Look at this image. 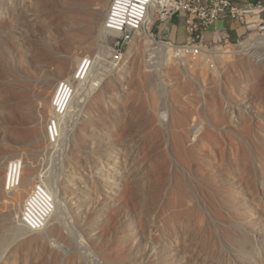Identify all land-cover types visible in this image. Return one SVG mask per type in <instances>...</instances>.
<instances>
[{
  "label": "rangeland",
  "instance_id": "374dc122",
  "mask_svg": "<svg viewBox=\"0 0 264 264\" xmlns=\"http://www.w3.org/2000/svg\"><path fill=\"white\" fill-rule=\"evenodd\" d=\"M113 1L0 0V264H264V30L170 61L105 30ZM42 190L59 234L22 223Z\"/></svg>",
  "mask_w": 264,
  "mask_h": 264
},
{
  "label": "built area",
  "instance_id": "2783aa9c",
  "mask_svg": "<svg viewBox=\"0 0 264 264\" xmlns=\"http://www.w3.org/2000/svg\"><path fill=\"white\" fill-rule=\"evenodd\" d=\"M151 5L158 7L156 24L167 22L175 15L187 16L188 42L184 45L190 47H206L205 31L220 20L236 21L247 33L264 30V0H114L105 30L117 35L120 41L128 39L142 27ZM216 34L222 37L215 43L230 39L222 32Z\"/></svg>",
  "mask_w": 264,
  "mask_h": 264
},
{
  "label": "bare ground",
  "instance_id": "6f19581e",
  "mask_svg": "<svg viewBox=\"0 0 264 264\" xmlns=\"http://www.w3.org/2000/svg\"><path fill=\"white\" fill-rule=\"evenodd\" d=\"M157 10H158V7L156 6V5H151L150 6V8H149V10H148V15H147V17L144 19V21H143V24H142V27L140 28V29H142L143 28V26L145 27L144 28V31L143 32H141V34H140V38H141V40L144 42V44L146 45V47H147V49L148 50H146L147 52H148V56H152L153 54H161L162 56H164V57H166V58H168L170 61L171 60H173L174 59V55L175 56H179L180 55V59H177V60H186L187 58L185 57V55L187 54V55H198V54H200L201 52H203V51H205L206 52V50L208 51V49H207V47H204V46H195V47H190V46H186V45H174V44H172V43H165V42H160V41H157L155 38H154V36L152 35V34H150V27L152 26H154L155 24H156V18H157ZM109 15V14H108ZM151 27V28H152ZM139 29V30H140ZM138 30V31H139ZM137 31V32H138ZM136 32V33H137ZM135 37H136V35H135ZM135 37H134V39H135ZM131 43H132V41H131ZM261 43L262 44H264V35H262V36H260V37H258L256 40H254V42H253V44H252V47H254L255 45H261ZM173 46H172V45ZM131 45V44H130ZM174 46L176 47V48H174ZM183 50V51H182ZM228 51H226V50H219V51H217V52H215V53H217V54H221V53H227ZM146 54V53H145ZM201 56L203 57V59H205V61H209L210 60V57L209 56H207V55H205V53H201ZM209 63V62H208ZM211 64V63H210ZM55 115L59 118L60 116H59V114H57V113H55ZM55 116V117H56ZM56 117V118H57ZM209 139V138H208ZM116 158V157H115ZM118 161V160H117ZM116 161V162H117ZM187 162V161H186ZM114 165H116V163L114 164ZM113 166H111V168H112ZM119 167V166H118ZM117 169H116V167H115V169H114V171H116ZM117 173V172H116ZM119 177H118V179H116V180H118V183H116V184H118V185H121L122 183H121V181H122V178H123V176H122V174H123V172H122V170L121 171H119ZM102 174V173H101ZM135 177V176H134ZM131 179H132V177H130ZM135 178H137V176L135 177ZM89 179H90V177L87 179V181H86V184H88L89 183ZM104 179V178H103ZM101 180V179H100ZM135 180V179H134ZM134 180L132 179V184H131V187H134L135 186V183H134ZM182 180V179H181ZM88 182V183H87ZM116 182V181H115ZM84 183H85V181H84ZM121 183V184H120ZM79 184H81V183H79ZM85 185V184H84ZM75 186H77V188L78 187H80L78 184L77 185H75ZM86 187H87V185H85ZM84 186V187H85ZM107 186V185H106ZM83 187V188H84ZM85 187V188H86ZM112 188V187H111ZM118 188V187H117ZM113 189V188H112ZM116 189V188H115ZM78 190H80L81 191V189H78ZM38 191V190H37ZM40 192V191H39ZM38 192V193H39ZM35 193V192H34ZM41 193V192H40ZM42 193H43V196L41 197L40 196V194L38 195V194H33V195H31L30 197H29V199L27 200V202H26V205L24 206L25 207V211H24V214H22L23 215V220H22V223H24L25 225H26V227H28V228H30V229H32V230H35V229H38V228H40L41 226H43L44 224H46L45 222H47V221H49V220H47L49 217H50V215L52 214V209H53V204H52V199H51V197L48 195V194H46L43 190H42ZM117 193L118 192H115L114 190L112 191V193L111 194H113L114 196H117ZM112 197L113 198V200L115 201V197ZM77 205H79V203H76ZM20 205H21V203H20ZM21 208H16V211H15V213L14 214H16V215H20L21 213V209H22V205L20 206ZM77 208H78V214H79V219H82L83 220V229H82V231L84 232V234H85V237H86V240L90 243V244H96V243H99V242H101V244H100V246H99V248L101 249V251H103V250H105L106 249V246H108V245H110V243L112 242V234H109V237H108V229L109 228H104V229H101V231H100V233H98V231L100 230L99 228H98V226H95V224L94 223H90L91 221H89L88 222V220H86V212H85V209H84V207L83 206H77ZM55 213L53 214V217H52V215H51V220H50V222H49V226H48V224H46L48 227L47 228H50V231H49V236L50 235H53V234H59L60 233V225H61V223H60V225H59V221H61L59 218H61V217H58V215H60L59 214V209L60 208H57V207H55ZM58 220V221H57ZM53 221H55L54 222V224H53ZM52 224V225H51ZM51 226V227H50ZM44 227V226H43ZM44 228H46V226L44 227ZM81 229V228H80ZM39 230H41V229H39ZM38 230V231H39ZM35 231H37V230H35ZM32 232H34V231H32ZM32 232H31V234H32ZM20 233H22V231L20 232ZM25 233V232H24ZM35 233V232H34ZM41 232H39V234H40ZM25 235H26V233H25ZM33 236H34V234H32ZM41 235V234H40ZM99 235H102V237L100 238L99 237ZM32 236V237H33ZM48 236V237H49ZM30 237H31V235H30ZM31 237V238H32ZM41 237L42 236H39L37 233H36V236H35V241L38 243V244H40V245H42V246H44L43 244L45 243V240H43V239H41ZM27 239H28V237H26ZM30 238V239H31ZM26 240H24V242H25ZM34 241V242H35ZM23 242V241H22ZM31 243L33 242V241H30ZM82 242H83V240H82ZM81 242V243H82ZM28 244H29V242H28ZM33 244V243H32ZM35 245V244H34ZM74 245V247H75V251L76 252H80L79 250H81L80 248V243H74L73 244ZM25 246V244L23 243V245L22 246H20V247H24ZM27 246H30L29 248H31V245H27ZM41 246V247H42ZM19 247V246H18ZM40 247V246H39ZM25 248H28V247H25ZM29 248H28V250H29ZM35 248V247H34ZM44 248H45V246H44ZM50 250H51V248H50ZM61 250V249H60ZM74 251V250H73ZM40 253H42V250H41V252ZM45 253V252H44ZM73 253V252H72ZM43 254V253H42ZM108 254V253H107ZM122 255H125V252L124 251H122L121 252V254L118 252L115 256H112V255H110V254H108L107 256H106V261H107V263L108 264H115V262H117L118 260H117V258L119 257V259L121 258V256ZM75 257H77V256H75ZM125 257V256H124ZM87 264H100L99 263V260L97 259L96 260V258H94V259H92V260H90L89 262H87Z\"/></svg>",
  "mask_w": 264,
  "mask_h": 264
},
{
  "label": "crops",
  "instance_id": "0c3cea01",
  "mask_svg": "<svg viewBox=\"0 0 264 264\" xmlns=\"http://www.w3.org/2000/svg\"><path fill=\"white\" fill-rule=\"evenodd\" d=\"M186 19V15L179 14L164 22L160 30L163 38L170 41V43L172 42V44H186L188 42ZM216 31L228 35L232 40H238L247 34L246 28L240 23L233 20H220L205 31L204 41L206 44L215 43V41L221 39L222 35H215Z\"/></svg>",
  "mask_w": 264,
  "mask_h": 264
}]
</instances>
